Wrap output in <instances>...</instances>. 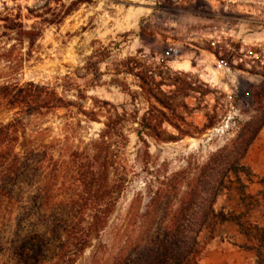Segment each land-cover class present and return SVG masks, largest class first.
Wrapping results in <instances>:
<instances>
[{
    "label": "rangeland",
    "instance_id": "374dc122",
    "mask_svg": "<svg viewBox=\"0 0 264 264\" xmlns=\"http://www.w3.org/2000/svg\"><path fill=\"white\" fill-rule=\"evenodd\" d=\"M3 83L65 96L66 109L32 119L41 140L82 158L103 142L110 179L125 177L85 258L108 261L193 209L186 193L209 162L233 166L216 209L258 195L251 219L264 224V0H0ZM221 224L199 234L200 264H256L246 237ZM222 244L229 263L217 260Z\"/></svg>",
    "mask_w": 264,
    "mask_h": 264
},
{
    "label": "trees",
    "instance_id": "16d2710c",
    "mask_svg": "<svg viewBox=\"0 0 264 264\" xmlns=\"http://www.w3.org/2000/svg\"><path fill=\"white\" fill-rule=\"evenodd\" d=\"M0 103L7 105V115L16 111L0 117V264H200L204 249L199 234L212 233L221 223L236 225L251 245L246 249L255 251L256 264H264V224L251 219L260 206L258 195L239 192L240 211L215 207L233 171L225 162H209L199 170L186 193L193 209L182 208L145 239L124 242L108 261L85 258L93 239L108 227L125 177L110 179L111 162L106 155L100 158L103 142L91 157L82 158L69 154L64 143L41 140L46 130H35L32 119L68 107L67 98L54 89L3 83Z\"/></svg>",
    "mask_w": 264,
    "mask_h": 264
},
{
    "label": "crops",
    "instance_id": "0c3cea01",
    "mask_svg": "<svg viewBox=\"0 0 264 264\" xmlns=\"http://www.w3.org/2000/svg\"><path fill=\"white\" fill-rule=\"evenodd\" d=\"M231 223H223V224H221V226H223V227H226V226H229L230 228H232L233 229V234H236V233H239V231H238V228H237V226L236 225H234V227L232 226V225H230ZM240 234V233H239ZM223 246H219V247H217L218 249L217 250H215L216 251V256L218 257L217 258V260H219V262H222V263H224V262H226L225 260H228V259H226L227 258V255H229V253L227 252V248H226V244L224 245V244H222ZM213 248H215V245L212 247H210V249L209 250H211V249H213ZM209 263V261H208V258L207 257H205V259L203 260V264H208ZM228 263H229V260H228Z\"/></svg>",
    "mask_w": 264,
    "mask_h": 264
},
{
    "label": "built area",
    "instance_id": "2783aa9c",
    "mask_svg": "<svg viewBox=\"0 0 264 264\" xmlns=\"http://www.w3.org/2000/svg\"><path fill=\"white\" fill-rule=\"evenodd\" d=\"M214 70H216V71H229L230 68L225 66L223 60H217L216 59L215 64H214ZM205 77L208 79V77H210V76L208 74Z\"/></svg>",
    "mask_w": 264,
    "mask_h": 264
}]
</instances>
